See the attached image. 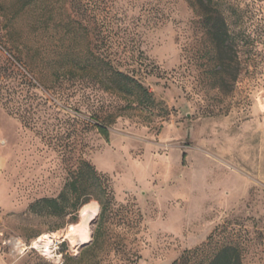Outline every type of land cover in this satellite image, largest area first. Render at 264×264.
Masks as SVG:
<instances>
[{"label":"rangeland","instance_id":"1","mask_svg":"<svg viewBox=\"0 0 264 264\" xmlns=\"http://www.w3.org/2000/svg\"><path fill=\"white\" fill-rule=\"evenodd\" d=\"M95 3L97 13L90 4L82 18H71L55 0L52 18L32 38L41 45L42 69L69 62L60 64V46L84 52L89 60L78 65L91 75L103 63L98 53L105 63L116 54L122 69L142 65L135 75L155 106L113 112L125 104L115 94L87 84L60 99L35 80L27 96L36 111L27 125L0 103V233L25 243L59 233L64 260L77 258L99 230L101 249L74 264H172L196 248L202 251L192 263L205 264L224 245L241 250L242 264H264V0H213L233 42L223 79L188 0ZM93 112L113 115L104 122L107 139ZM86 162L106 178L111 200L101 218L96 199L88 200L98 206L90 239L73 249L62 232L81 207L58 215L30 207L56 199ZM0 264L54 262L0 246Z\"/></svg>","mask_w":264,"mask_h":264},{"label":"trees","instance_id":"2","mask_svg":"<svg viewBox=\"0 0 264 264\" xmlns=\"http://www.w3.org/2000/svg\"><path fill=\"white\" fill-rule=\"evenodd\" d=\"M58 1L68 7L67 11H70L69 17L71 18L78 16L82 18L85 14L84 6L88 7L91 4L90 6L94 9L92 11L96 13L99 8V4H94V0ZM188 4L201 18L202 28L215 52L216 67L223 79L226 71L231 68L230 60L226 57L234 54L233 42L230 41L226 24L219 10L214 6L213 0H188ZM54 7L55 0H0V46L10 55V58H6L0 50V103L8 107L10 114L26 125L32 121L31 117L36 110L31 109L28 103L30 98L27 94L35 89L33 80L44 87L48 86L60 99H68L69 90L75 95L87 84L92 89L96 88L97 91L102 90L110 95L115 94L120 100H124L125 104L116 105L113 112L132 108L145 110L155 106L152 93L135 75L136 72H140L142 65L138 68L122 69L119 63L120 57L116 54L113 60H106L108 63H105V53H98V58L95 60L103 63L96 70L95 75H91L87 67L78 65L83 60H89L84 52L83 55L74 49L71 52L68 50L63 52L60 46L56 50L60 64L66 58H71L69 62L62 67L43 70L36 57L41 45L34 44V39H37L38 35L44 31L41 26H45L48 19L52 18ZM75 33L76 29L73 30V39L77 35ZM146 67L147 65L143 67L145 71ZM97 113L93 112L92 115L101 122L95 126V129L100 136L107 139L108 130L104 122L109 123L108 120L112 114L108 115L107 120ZM70 177L71 180L66 183L56 199L43 198L32 204L31 210L35 212L46 210L56 215L65 214L68 211H78L90 198H95L101 207L99 215L101 218L111 200V191L108 189L106 178L99 176L88 162L79 164ZM92 236V242L80 249L77 258L73 259L66 255L62 264L88 262L95 250L101 249L102 236L99 230H96ZM212 238L213 235H210L209 240ZM201 251L199 248L192 252L187 251L172 264H193L195 256ZM241 258L240 249L232 245H224L212 254L205 264H242ZM93 264H101V261H95Z\"/></svg>","mask_w":264,"mask_h":264},{"label":"built area","instance_id":"3","mask_svg":"<svg viewBox=\"0 0 264 264\" xmlns=\"http://www.w3.org/2000/svg\"><path fill=\"white\" fill-rule=\"evenodd\" d=\"M63 240L56 238L54 235L43 234L37 237L31 242L25 243L17 237H5L0 233V246L6 247L13 253L18 255H25L29 251H34L41 256L48 257L54 264H62V254L58 252L59 245L63 243Z\"/></svg>","mask_w":264,"mask_h":264},{"label":"bare ground","instance_id":"4","mask_svg":"<svg viewBox=\"0 0 264 264\" xmlns=\"http://www.w3.org/2000/svg\"><path fill=\"white\" fill-rule=\"evenodd\" d=\"M98 212V206L95 202H88L79 210V216L76 223L69 226L63 237L68 239L71 247L78 248L80 245L87 243L90 239V226ZM61 234H54L56 238Z\"/></svg>","mask_w":264,"mask_h":264},{"label":"crops","instance_id":"5","mask_svg":"<svg viewBox=\"0 0 264 264\" xmlns=\"http://www.w3.org/2000/svg\"><path fill=\"white\" fill-rule=\"evenodd\" d=\"M2 170H3V164H2V160L0 158V176H2Z\"/></svg>","mask_w":264,"mask_h":264},{"label":"water","instance_id":"6","mask_svg":"<svg viewBox=\"0 0 264 264\" xmlns=\"http://www.w3.org/2000/svg\"><path fill=\"white\" fill-rule=\"evenodd\" d=\"M86 244V243H85ZM85 244H83V245H80L78 248H80L81 246H84Z\"/></svg>","mask_w":264,"mask_h":264}]
</instances>
